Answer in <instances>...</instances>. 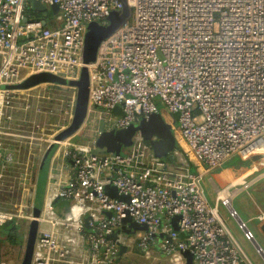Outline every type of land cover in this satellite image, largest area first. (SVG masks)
<instances>
[{"label":"built area","instance_id":"built-area-1","mask_svg":"<svg viewBox=\"0 0 264 264\" xmlns=\"http://www.w3.org/2000/svg\"><path fill=\"white\" fill-rule=\"evenodd\" d=\"M33 1L0 0V130L16 92L41 85L73 89L64 111L72 121L75 86L45 82L28 89L4 87L31 74L49 72L76 81L86 67L89 102L84 122L74 134L58 137L70 121L56 134L58 138L45 144L35 174L30 175L32 188L24 193V211H0V226L19 216L33 220L40 164L56 144L45 197L49 185L57 183L55 198L61 196L68 205L79 207L68 220L77 219L73 222L81 232L84 218L91 216V232L85 235L95 264H115L119 258L120 244L107 235L122 229L127 212L148 231L135 232L124 244L135 242L148 257L161 253L167 264H189L184 255L189 251L190 264H254L219 212L222 204L264 255L232 205L248 177L231 188L233 181L217 187L211 206L201 175L235 155L252 162L264 155V0H39L44 11ZM53 5L58 6L56 12ZM125 5L132 9L129 19L100 43L95 60L85 63L88 25L95 20L108 25L110 15ZM158 104L164 115H178L179 143L169 154L171 161L155 157L140 131L120 154L97 150L95 141L103 130L137 124L156 113ZM25 106L31 108L29 100ZM118 106L121 115L114 113ZM88 124L96 134L81 142L78 137ZM189 153L200 172L191 170ZM107 185L129 200L111 197ZM225 189L233 194L231 201L221 196ZM42 211L32 264H51L53 228L41 229ZM105 211L113 215L109 218Z\"/></svg>","mask_w":264,"mask_h":264},{"label":"rangeland","instance_id":"rangeland-1","mask_svg":"<svg viewBox=\"0 0 264 264\" xmlns=\"http://www.w3.org/2000/svg\"><path fill=\"white\" fill-rule=\"evenodd\" d=\"M131 12L132 9L129 6L126 7L127 16L122 13L118 16L115 11L108 19V23L114 21L121 23L131 15ZM50 14L53 15V11ZM97 26L98 28H96ZM90 27L94 32L96 29H105L106 25L95 20ZM16 94V102L6 108L3 113L0 130V211L18 214L20 211H24L22 206L24 200L27 199L24 194L25 190L32 188L30 183L33 184L34 178L31 177L35 174L38 156L43 152L45 144L54 137L58 138L56 134L71 121V116L64 111H66L69 99L70 101L72 99L73 89L69 86L41 85V87L26 91H18ZM26 100L30 101L31 108L29 109L25 106ZM114 113L121 115L123 113L121 106H118ZM94 129L93 125L88 124L81 131L82 135L78 137V140L81 142L91 140L96 134ZM12 140H16V142ZM25 141L28 144H25ZM21 144L22 146L19 147ZM25 149L26 151H24ZM97 150L99 149L97 148ZM23 152H26L25 155H22ZM253 166H256V170L246 179L248 184L245 187L239 186L240 191L233 198L232 205L239 217L253 232L255 240L264 251V234L260 229L261 223L264 221V155L255 162L243 161L239 155H235L223 166L203 173L201 180L208 201L211 206H214L217 187L223 188L244 172H248L244 175L246 177L252 172L250 169ZM35 198L36 205L43 209L44 195L42 191L39 194L36 192ZM54 210L59 217L58 222H53V232L49 234V240H53L51 264H95L86 247L85 232H81V228L72 232L71 225L78 222L77 219L64 220L60 215L62 210L59 207H55ZM219 212L253 263L264 264V255L253 240L245 237L244 230L239 227L237 218L232 217L222 204L219 206ZM15 219L19 233L17 243L8 240L10 231L0 226L2 264H20L25 253L31 221L22 216ZM119 260V264H167L165 255L154 253L148 257L139 251L135 242L128 244V251Z\"/></svg>","mask_w":264,"mask_h":264},{"label":"water","instance_id":"water-1","mask_svg":"<svg viewBox=\"0 0 264 264\" xmlns=\"http://www.w3.org/2000/svg\"><path fill=\"white\" fill-rule=\"evenodd\" d=\"M33 5L36 9L40 11H44L46 9L45 5L42 4L39 0H34ZM126 7L121 11H118V16L122 13V15L127 16ZM52 9L54 12L58 10L57 5H53ZM112 14L110 15V17ZM109 17V18H110ZM130 17V16H129ZM127 17L121 23L114 21L110 22V24L106 25V28L103 30H95L94 32L90 29V23L88 25V31L85 37V45L83 51V60L85 63H90L95 60L97 56V51L100 43L106 39L109 35L113 33V31L122 23L129 19ZM45 23V22H43ZM98 28V26L96 27ZM58 83L67 85L70 84L77 88V99L76 106L74 111L73 119L70 125L63 130L59 134V138H66L72 134H74L84 122L86 117L88 102H89V74L86 67L83 68L82 74L79 80L76 81H68L65 78L49 73V72H41L35 73L27 76L22 82L17 84H9L5 85V88L8 89H28L32 86H35L40 83ZM179 128L178 123V115L173 113H167V115L163 114V106L158 104V111L156 113L151 114L148 118L142 117L140 122L137 124H132L125 128H112L103 130L97 137L95 141L96 148L99 150L120 154L123 152V149L129 147L132 144V138L136 132L140 131L143 138L151 143L152 151L155 157L164 158L168 156L171 151H173L178 146V137L177 130ZM156 136V139L153 137ZM56 148V144H52L47 151L45 152L42 164L39 171L38 181H37V189L36 192L39 194L42 191V194L45 197L46 185H47V176H48V168L51 160V156ZM107 193L116 199L122 201H128V196L124 194H120L115 186H106ZM62 197L58 196L53 201V206L58 207L61 202ZM33 213L34 218L31 220L29 224L28 236L26 240V248L22 261L20 264H32L33 253L35 248V242L39 231V216L41 213L42 207L34 205ZM40 211V213H39ZM79 212V207L77 205H67L62 211V216L64 219H71L75 217ZM109 218L113 215L110 211L104 212ZM91 216L88 215L84 218L83 226L85 228L90 227ZM180 219V216H175L173 221V226L175 230L179 229L177 225V221ZM240 220H242L240 218ZM15 223V220H9L4 223L5 227H10ZM97 223V222H95ZM122 229L117 232L109 233L107 237L109 239L115 240L120 244V252L119 258L127 251L128 247L124 244V240L134 234L137 231H148V227L146 224H140L133 220L131 215L127 212L125 217L122 219ZM128 224V227H126ZM260 229L264 234V221L261 223ZM257 245L261 248V246L256 241ZM262 249V248H261ZM184 255L186 256L188 263L190 264L192 261V254L189 251H185ZM118 258V259H119ZM0 264H2L1 257V239H0Z\"/></svg>","mask_w":264,"mask_h":264},{"label":"bare ground","instance_id":"bare-ground-1","mask_svg":"<svg viewBox=\"0 0 264 264\" xmlns=\"http://www.w3.org/2000/svg\"><path fill=\"white\" fill-rule=\"evenodd\" d=\"M250 170L252 172L249 173V175L254 173V171L256 170V166H253V168H251ZM247 173L244 172L241 176H239L237 179H235L233 181V184L230 186V188L232 186H235L236 184H239V183L243 182L244 181V177H245L244 175L247 174ZM249 175H247L246 177H248ZM56 189H57V183H53V184L49 185V188H48V191H47V194H46V197H45L44 209H43L41 217H40L41 229L43 231H46V232H49L50 229L53 228V222L54 221L56 222L58 220V217L56 216L55 212L51 208L52 203H50L51 197L54 195V197L52 199V202H53L55 196L57 195V190ZM221 196L223 198H225L226 200L231 201L233 194L231 192L229 193L228 190L225 189V190L221 191ZM71 226H72V232H73V230L74 231L78 230V225L77 224H73Z\"/></svg>","mask_w":264,"mask_h":264},{"label":"trees","instance_id":"trees-1","mask_svg":"<svg viewBox=\"0 0 264 264\" xmlns=\"http://www.w3.org/2000/svg\"><path fill=\"white\" fill-rule=\"evenodd\" d=\"M164 159L171 161V160H172V157H171V155H168V156L164 157ZM53 197H54V195L51 197V199H50V203H52V199H53ZM34 204H36V198H35V203H34ZM67 205H68V201L63 199V200H61V202L59 203L58 207H59L61 210H63V209L65 208V206H67ZM34 208H35V207H34ZM40 211H41V210H40ZM40 211H39V213H40ZM3 227L6 228V229H8V230L10 231V234L8 235V240H10L12 243H17V242H18V241H17V238H18V236H19V233H18V227H17L15 224H13V225L10 226V227H5V226L3 225ZM84 232H85V234L88 233V232H91V228H90V229H89V228H84ZM119 263H120V260L117 259L116 262H115V264H119Z\"/></svg>","mask_w":264,"mask_h":264},{"label":"crops","instance_id":"crops-1","mask_svg":"<svg viewBox=\"0 0 264 264\" xmlns=\"http://www.w3.org/2000/svg\"><path fill=\"white\" fill-rule=\"evenodd\" d=\"M189 155V158H190V161H191V170L193 171V172H200V166L197 164V162L195 161V158L193 157V155L191 154V153H189L188 154ZM15 222H17L16 220H15ZM15 224V223H14ZM81 235V234H80ZM2 246V245H1ZM84 247H85V245H84ZM86 247H87V250H89V245H88V242L86 243ZM128 247V246H127ZM1 251H2V248H1ZM127 251H128V249H127ZM126 251V252H127ZM125 252V253H126ZM124 253V254H125Z\"/></svg>","mask_w":264,"mask_h":264}]
</instances>
